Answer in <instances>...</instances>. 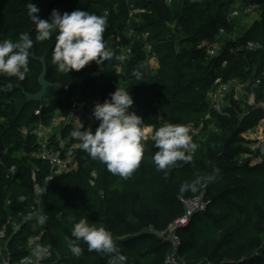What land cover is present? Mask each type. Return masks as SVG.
<instances>
[{
	"label": "trees",
	"instance_id": "obj_1",
	"mask_svg": "<svg viewBox=\"0 0 264 264\" xmlns=\"http://www.w3.org/2000/svg\"><path fill=\"white\" fill-rule=\"evenodd\" d=\"M236 1L262 4V20L239 30L236 42L254 40L263 46L231 54L229 47L236 42L224 37L227 45L219 55L207 58L198 44L206 38L214 39L221 27L234 31L238 21L230 22L228 17ZM29 2L0 0V41H16L21 33L29 34L34 41L30 70L24 80L0 74V86L12 85L11 91H0V117L4 118L0 121V150L7 149V164L16 166L10 180L0 173L1 215L29 207L35 195L34 166L40 167V184L45 185L49 173L47 164L29 156L37 147L36 140L32 132L24 137L20 127L33 129L39 121L48 123L55 111L67 113L78 99L99 94L104 102L117 88L128 89L134 101L132 111L143 119V129L151 126L154 134L165 123L186 127L202 124L204 139L192 136L196 149L189 162L177 161L164 171L157 170L154 163L141 162L127 178L113 175L105 164L93 160L80 147L79 169L45 185L44 205L49 218L42 225L38 220L28 223L16 235L12 250L24 253L20 245L25 247L29 236L43 231V242L55 251L60 264H107V255L89 251L83 241H78L83 250L80 256L69 250L65 237L72 238L73 224L87 218L90 224L112 233L127 258L126 264H164L171 244L161 233L184 214L181 198L203 194L207 210L195 214L187 226L178 230L182 264H264V157L252 164L242 159V132L255 126L264 117V110L230 97L231 106L222 114L212 112L207 117V94L219 75L242 79L254 75L261 80L257 99L263 97L264 0H31L39 7L41 19H49L54 9L60 13L87 10L106 19L104 40L113 53L112 60L103 64L92 61L70 73L58 72L52 63L55 32L46 41H35V25L26 9ZM130 5L146 10L137 14L140 22L134 27L138 32L151 33L159 63L155 71L150 68V54L142 38L129 36L126 20ZM112 34H119L120 40L112 38ZM130 46L129 58L122 61V48ZM43 55L48 65L47 78L58 85V91L48 97L50 103H46L47 99L27 102L23 90L34 93L40 89L38 76L42 67L34 56ZM136 71L142 80L136 78ZM41 106L42 113L37 115ZM142 143L144 154L158 151L152 137L142 139ZM19 151L23 155L14 156ZM197 179L201 183L196 191H181L182 185Z\"/></svg>",
	"mask_w": 264,
	"mask_h": 264
},
{
	"label": "clouds",
	"instance_id": "obj_2",
	"mask_svg": "<svg viewBox=\"0 0 264 264\" xmlns=\"http://www.w3.org/2000/svg\"><path fill=\"white\" fill-rule=\"evenodd\" d=\"M27 15L35 25V41L43 42L55 36L52 63L56 70L70 73L81 70L95 61L103 64L112 60L113 53L104 40L106 19L87 10H74L60 13L52 10L49 19H41L40 9L30 0L26 5ZM34 41L29 34L21 33L18 40L0 41V74L24 80L29 72V57ZM137 79L141 73L135 72ZM142 80V79H141ZM12 85L0 86V91H11ZM133 97L128 89L117 88L110 94V99L97 103L93 108V117L99 121L95 131L91 127L73 129L70 136L80 142L81 147L93 160L105 164L113 175L129 177L141 164L144 155L143 119L132 111ZM143 129V130H142ZM152 139L158 151L150 158L157 170L164 171L174 166L177 161L189 162V149L196 145L192 142L188 127L181 124L165 123L155 130ZM201 181L184 184L181 191H196ZM39 224L46 222V216L40 215ZM71 237H65L70 252L80 256L82 248L78 241L87 244L89 251H97L108 256L107 264H126V256L121 254L112 233L103 226L90 224L87 218H81L73 224Z\"/></svg>",
	"mask_w": 264,
	"mask_h": 264
},
{
	"label": "built area",
	"instance_id": "obj_3",
	"mask_svg": "<svg viewBox=\"0 0 264 264\" xmlns=\"http://www.w3.org/2000/svg\"><path fill=\"white\" fill-rule=\"evenodd\" d=\"M172 0H167L170 3ZM199 0H190L197 2ZM143 8L130 5V12L126 20L129 28V36L141 37L144 49L150 54L151 59H157L153 50L150 31L138 32L134 27L135 23H139L140 19L137 14L145 12ZM240 16L252 17L256 21L261 20L262 4L257 1L244 3L236 1L229 11V21L236 20ZM174 27V26H172ZM238 36V23L234 25V31L228 32L224 27L219 29L214 39L206 38L200 41L198 48L202 49L207 58H213L219 55L223 48L227 45V40L236 42ZM112 38L120 40L119 34H112ZM225 39V40H224ZM263 45L254 40H242L236 42L235 46L229 47L231 54H241L261 48ZM132 52L131 46L122 48V61L128 59ZM228 60L224 62L227 64ZM118 72L122 71V65L117 66ZM261 80L254 75L247 78H225L217 76L208 91L207 98L209 101V110L207 117H211L212 112L222 114L229 106L230 97L234 100L244 99L253 108L264 110V92L261 99H257V88ZM97 103H103V99L99 94H92L85 98L78 99L74 102L73 107L67 113L57 110L51 116L48 123L39 121L33 127L27 125L20 127V133L26 137L29 132L35 137L36 149L29 156L37 159L49 166V173L45 176L44 184H49L58 177L75 172L79 169L80 162L78 151L81 147L79 141H74L73 137L67 133V130L80 127V122L85 128L97 127L99 121L93 117V108ZM37 115L42 113V106L35 112ZM4 120L0 117V121ZM80 121V122H79ZM199 126H203L200 124ZM66 130V131H65ZM143 140H147L148 136L143 130ZM242 138L245 143L249 144L253 150L252 163L261 162L264 157V117L258 123L242 132ZM195 149H189L188 155L195 153ZM7 149L0 150V173H4L6 180L12 179L16 172L15 165H8L5 159ZM40 171L39 166L32 168V180L34 182V198L31 204L25 210H20L15 214H0V264H60L56 257L55 251L45 245L43 242V231L39 234H33L27 238L26 246L20 245L19 250L25 249L24 253L19 254L12 250L15 243L16 235L30 222L38 220L40 215H45L46 220L49 215L45 213V192L46 186L37 181V173ZM96 177V173H93ZM184 206V214L172 222L169 227L161 233V236L168 239L171 248L168 251L164 264H182L183 259L180 256L181 238L178 234L180 227L187 226L192 217L198 212L206 211L208 203L203 194H198L191 198L180 199ZM7 205L10 203L7 200ZM167 236V237H166Z\"/></svg>",
	"mask_w": 264,
	"mask_h": 264
},
{
	"label": "water",
	"instance_id": "obj_4",
	"mask_svg": "<svg viewBox=\"0 0 264 264\" xmlns=\"http://www.w3.org/2000/svg\"><path fill=\"white\" fill-rule=\"evenodd\" d=\"M41 63V73L38 76V83L40 85V89L34 93L27 92L23 90V93L26 97V101H34V102H42L47 99L50 95L56 93L58 91V85L47 78L48 73V65L46 60V55L43 56H34ZM145 157L142 158L141 162H151L150 158L152 155L144 154Z\"/></svg>",
	"mask_w": 264,
	"mask_h": 264
},
{
	"label": "rangeland",
	"instance_id": "obj_5",
	"mask_svg": "<svg viewBox=\"0 0 264 264\" xmlns=\"http://www.w3.org/2000/svg\"><path fill=\"white\" fill-rule=\"evenodd\" d=\"M261 20H262V17H261ZM261 20H259V21H261ZM236 21H238V31H239L241 29L245 30V29L250 28L256 22V19H253L252 17L240 16L239 18H236ZM179 38H180V36H179ZM46 103H50V99L49 98H47ZM247 104L249 106H251L248 102H247ZM229 105H230V101H229ZM187 127L189 129V134H190L191 137L192 136H196L199 139H204L203 132H201L203 130V129H201L202 126L196 127V126H193V125H189ZM243 147H244L245 150L243 151L242 159L244 161H249L251 163L253 161V150L250 147V145L245 143V142H243ZM22 155H23V153L21 151H19V152H16L14 156L21 157ZM178 234L180 235V233H178ZM179 253H180V251H179ZM181 258L183 259L182 256H181Z\"/></svg>",
	"mask_w": 264,
	"mask_h": 264
},
{
	"label": "crops",
	"instance_id": "obj_6",
	"mask_svg": "<svg viewBox=\"0 0 264 264\" xmlns=\"http://www.w3.org/2000/svg\"><path fill=\"white\" fill-rule=\"evenodd\" d=\"M158 67H159L158 60L155 59V58H154V59H151V60H150V68H151L153 71H155V70L158 69ZM144 133L147 134L148 138L152 137V135H153V127H151V126L145 127V128H144Z\"/></svg>",
	"mask_w": 264,
	"mask_h": 264
}]
</instances>
